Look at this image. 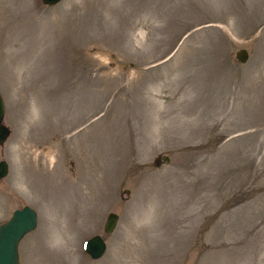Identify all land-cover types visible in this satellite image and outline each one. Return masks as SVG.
Masks as SVG:
<instances>
[{"label": "rangeland", "instance_id": "374dc122", "mask_svg": "<svg viewBox=\"0 0 264 264\" xmlns=\"http://www.w3.org/2000/svg\"><path fill=\"white\" fill-rule=\"evenodd\" d=\"M42 3L0 0L19 264H264V0Z\"/></svg>", "mask_w": 264, "mask_h": 264}, {"label": "water", "instance_id": "95a60500", "mask_svg": "<svg viewBox=\"0 0 264 264\" xmlns=\"http://www.w3.org/2000/svg\"><path fill=\"white\" fill-rule=\"evenodd\" d=\"M44 4L54 5L60 0H41ZM42 3V4H43ZM247 49L241 47L235 53V57L239 62H244L247 59ZM0 92V144L9 136V126L7 127L2 122L4 117V102ZM165 159H167L165 157ZM8 164L4 159H0V179L6 175ZM11 216L0 223V264H19L18 241L23 238L24 233L33 230L37 225L38 214L34 207L30 204H24L23 207L15 208L11 212ZM117 212L109 211L105 215V222L102 226L104 233L111 232L117 223ZM106 242L103 240L100 233L91 235L86 238L83 244L84 252H87L91 258L97 259L105 254Z\"/></svg>", "mask_w": 264, "mask_h": 264}]
</instances>
